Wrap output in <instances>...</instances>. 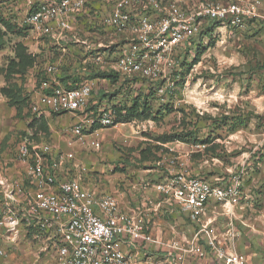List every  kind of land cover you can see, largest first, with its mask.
<instances>
[{
  "label": "built area",
  "instance_id": "2783aa9c",
  "mask_svg": "<svg viewBox=\"0 0 264 264\" xmlns=\"http://www.w3.org/2000/svg\"><path fill=\"white\" fill-rule=\"evenodd\" d=\"M98 1H102L105 9L100 18L93 4ZM20 2V8L13 10L22 11L24 33L30 32L35 39L48 37L73 45L82 68L77 75L83 79L75 89H66L56 79L42 81L39 86L35 81L29 87L30 114L36 118H47L52 113L71 115L75 119L69 131L72 140L67 141L68 150L57 161L53 158L59 149L54 145L25 141L18 146L17 163L24 167V178L15 180L0 174V239L16 243L33 227V239L43 243L40 251L45 252L50 243L56 264H138L140 247L148 252V247L154 244L167 255L169 264H183L189 256L201 260L208 252L216 264H247L243 255L223 247L210 234L207 224H200L210 202L230 215L241 195V170L223 184L192 177L184 169L167 172L154 185L144 184V189L152 188L162 198L160 202L176 204L190 223L200 224L186 242L180 239L159 242L149 232L143 205L123 208L115 196L95 194L83 185L81 172L86 168L77 165L75 148L86 145L99 150V131L123 125L114 122V104L108 99L94 101V80L85 79L90 73L112 72L119 79L168 81L173 76L179 51L190 47L192 39L201 36L210 22L219 23L213 33L241 26L246 19L254 22L261 1H198L193 5L171 0ZM56 72V65L44 67L46 75ZM167 90L173 91L172 84L154 91L161 96ZM46 162L50 165L46 166ZM164 162L169 167L181 168L173 156L161 159L157 165ZM64 163L77 168L78 176L59 180L57 170ZM151 208L163 214L172 211L160 205ZM231 231L232 227L226 237L233 236ZM201 239L204 246L199 245Z\"/></svg>",
  "mask_w": 264,
  "mask_h": 264
},
{
  "label": "rangeland",
  "instance_id": "374dc122",
  "mask_svg": "<svg viewBox=\"0 0 264 264\" xmlns=\"http://www.w3.org/2000/svg\"><path fill=\"white\" fill-rule=\"evenodd\" d=\"M15 1L20 4V0ZM198 1L217 2L179 0L181 4L191 5ZM11 3L12 0H0V21L14 18L16 25L11 30L7 29L4 46L0 50V174L18 180L16 175L21 168L17 163L18 146L25 141L54 145L59 149L57 157L53 158L57 161L68 150L66 143L72 140L69 131L75 119L69 114L54 113L47 117L46 123L35 121L30 125L34 117L23 101V96L29 95L30 70L24 78L9 70V65L17 60V44L31 40L22 33L26 30L22 23V11L11 12ZM93 4L100 18L105 10L104 4L102 1ZM252 22V19H246L241 26L225 27L211 36L198 35L192 39L190 47L179 51L173 76L168 81L124 78L119 79L116 85L97 82V89L93 88L100 92L94 95V101L108 99L110 104L121 107H130L134 101L139 105L145 101L152 107L150 115L153 118L143 114L127 123L130 125L101 129L99 150L86 145L75 148L76 161L89 170H99L96 172L99 177L91 182L93 185L125 192L127 200L134 198L133 195L138 196L141 192L135 191L134 186L142 188L146 183L151 186L154 183L151 179L153 172L165 171L168 165L164 162L158 166L156 160L176 155L168 150L167 145H181L183 150L189 151L191 168L198 171L205 169L209 171L207 176H221L223 173L230 177L245 168V163L250 161L237 160L233 154L261 151L260 144L264 147V20L260 22L262 26L257 25L254 29L250 28ZM198 45L205 50L193 64ZM46 65H52L48 57L45 61L38 58L37 67ZM56 66L60 71L64 65ZM68 70L65 67V72ZM170 84L173 91L156 95L154 90L167 88ZM3 88L5 93L1 92ZM237 131L239 145L235 149L231 136ZM172 137L178 140L170 141ZM200 141H206V144ZM238 162L239 167L236 166ZM251 162L256 164L257 161ZM45 165L50 164L46 162ZM110 167L112 170H109ZM57 173L62 180L70 178L74 169L71 164L64 163ZM22 183L29 187L25 180ZM85 186L92 188L91 184ZM148 197L157 201L152 192ZM169 214L152 212L147 214V219H150L149 224L154 229L167 233L173 231L181 239L182 234L188 237L193 233V226L181 211ZM42 245L40 240L33 239L30 231L23 233L16 243L0 239V264H56L51 244L47 243L45 252L40 251Z\"/></svg>",
  "mask_w": 264,
  "mask_h": 264
},
{
  "label": "crops",
  "instance_id": "0c3cea01",
  "mask_svg": "<svg viewBox=\"0 0 264 264\" xmlns=\"http://www.w3.org/2000/svg\"><path fill=\"white\" fill-rule=\"evenodd\" d=\"M12 1H13V3H11L12 9L13 7L14 9L20 8V5H17L15 0ZM171 1L179 2V0H171ZM260 1L261 3L257 11L258 18L257 20L251 23L250 28L252 29L256 28L257 25L259 27L262 26L260 22L264 20V0H260ZM24 37L26 39L29 38L31 40L28 42L24 41L23 43L27 47L28 53L36 56L37 60L38 58H42L45 61V59L48 57L49 63L56 64L59 66L64 65L63 67H60V71L56 72L55 74L46 75L45 73H43V75L39 77L41 78L45 77L48 78L49 80L56 79L58 82H60L59 78L68 77V76L74 77L75 74L81 73L82 70L81 65L79 64V62H77V58L74 54L75 47L70 43H68L66 40L54 42L48 37H40L38 39H35L30 32L27 34L25 33ZM48 48H50V51H48ZM65 67L69 69L66 72H65ZM38 68L35 65V68L30 70L29 73H31L30 76L32 77H31V81L28 84V88L34 85V82L37 79L36 70H38ZM41 69L44 70V67ZM93 82H94V88L96 87L97 82L107 83V81L105 80H94ZM95 89L93 90V97L94 95H98L100 92ZM125 125L126 124L119 125V127ZM108 132L109 129L106 130V133ZM236 133L238 134L239 132L237 131L233 133L231 136V138L233 139L232 145L233 148L235 149H237L239 145V137ZM105 137H102V139H104ZM260 145L262 148L261 151L248 152V153L243 152L241 154L235 152L233 154L236 156L235 159L237 160H241V161L246 160L250 162L245 163V168L241 169L242 172L241 195L239 202L236 205H234L232 209H230V215L227 214L220 205L214 202H210L206 207L205 216L200 220V224L203 223L207 224V229L210 232V234L218 242H220L223 247H225L229 251H234L240 255H243L246 259L247 264H264V147L262 144ZM180 146L181 145L179 146L167 145V148L168 150L176 154V155L170 154V156H173L178 160V164L181 165V168L180 166L179 167L167 166V170L165 168V171L155 170L151 178L152 180H154V183L152 185L160 182L163 179V177L166 176L167 172L169 171L171 172V170L178 171L181 169H184L187 172H189V174L192 177L201 178L211 183L219 182L223 184V183H227L230 180L231 176L229 177L223 173H221V176L219 175L207 176L209 171H204L205 169L204 170L199 169V171L198 169L195 168L192 169L191 166L189 165V158H188L190 152L183 150L182 147ZM162 159L165 158L163 157ZM253 160L257 161L256 164H253L251 162ZM158 161H161V159L160 160L158 159ZM238 164L240 163L238 162L236 166ZM243 164H241V166H243ZM77 165H81V164L77 161ZM81 166L85 167L84 165ZM239 166L240 165H238V167ZM73 169H74V174L71 177L78 176L80 171L77 168H73ZM109 170H112V168L110 167ZM96 172H99V170L97 169L89 170L87 168L85 172H81L83 185L91 184L92 185L91 189L94 191L95 194L115 195L119 204L123 208L135 209L143 205L145 209L144 211H146V214L148 215L149 213L152 212L157 213L153 211V208L151 207L152 206L156 207L158 205L172 210L169 212L170 213L169 215L180 211V210L179 211L176 210L178 209V207L174 203L171 205H167L160 202L162 198L152 188L144 189L143 187L141 188L140 186L138 187L134 186L136 187L135 191L137 189L141 192V194L138 195L141 199H139L137 195H133L134 198L127 200L126 198L127 196L125 195V192L117 191L113 187H109L110 189H105L107 187L102 189L99 185H93L91 182L95 180V177H99V175ZM84 173H86L87 176L86 174L84 175ZM13 174H15V172H13ZM23 174H24V167L21 166V168L18 170L16 178L18 177L19 178L18 180L24 178ZM223 175H225L226 178ZM146 184L149 185L148 183ZM150 192L153 193L157 201L155 200L151 201V199L148 197L150 195ZM184 217L186 218L185 215ZM149 222L150 219H148V224ZM188 223L191 224V226H193L191 229H193L194 231L188 237L185 234H182L183 239L178 238V233H175L173 231L170 233L162 232L161 230H159V228L154 229L153 225L151 224H149V232L151 236L156 241L159 242H169L172 239H180L186 242L187 240L191 239L193 234L200 228V224L190 223L189 221ZM230 227H232L231 233L233 236L226 237V233ZM202 238L205 239V237ZM199 245L204 246V241L202 239L199 241ZM148 249L149 251L146 252L145 247L142 246L140 247L141 252L138 258V264H169L167 255L161 252V249L158 245L155 244L151 245L148 247ZM183 264H216V262L213 256L208 252L206 257L201 260H197L195 257L192 256L185 257Z\"/></svg>",
  "mask_w": 264,
  "mask_h": 264
},
{
  "label": "trees",
  "instance_id": "16d2710c",
  "mask_svg": "<svg viewBox=\"0 0 264 264\" xmlns=\"http://www.w3.org/2000/svg\"><path fill=\"white\" fill-rule=\"evenodd\" d=\"M12 11H14V10L11 8V12ZM217 26H219L218 22H210L205 27V29L201 35L211 36L213 31L215 30V28ZM12 27L13 28L16 27V25L14 23V18H8L5 20V22L0 21V50H2V48L4 46V37H5L7 29L11 30ZM22 33L25 35L24 31ZM17 45H18V47H17V50L15 52V58L17 60L15 62L10 63L9 70L13 71L16 74H20V76L26 78L28 71L35 67V65L37 63V59H36V56L28 53V49L24 45L23 42L19 43ZM204 50H205V48H200V46L198 48H196V54H195V57L193 58V61H192L193 64H195L199 60V57H200V55L203 54ZM41 70H42L41 68L40 69L38 68V70H36L37 71V73H36V76H37L36 84H37V86H39V84L42 81L48 80V78L39 77V76L43 75V73H44V70H42L43 72ZM82 79H83L82 76H78L77 74H75L74 77L68 76V77L59 78V81L61 84H63V86L66 89H75ZM85 79L90 80V81H92V80H105L108 83H110L111 85H116L119 82V76L115 73H112V72H108V73L107 72H99V71L92 72L87 77H85ZM1 92L5 93V89L4 88L1 89ZM27 94H29V93L27 92ZM151 96H153V95L151 94ZM28 99H29V95L25 94L23 96V101H24V104L26 106H28ZM137 103L138 102L134 101V103L130 107L129 106L121 107L120 105H117V106L113 105L112 109L115 112V121L114 122L116 124H127V123H130L132 120L139 118L143 114L148 115L147 117H149V116L152 117L150 115V114H152L150 111V108H152L150 103L148 104L145 101L143 103H140V105ZM52 114H54V113H52ZM61 114H63V113H61ZM151 120H153V119H151ZM35 121H43L44 123H46L47 118H44V117L36 118V117H34V120L30 123V125L33 124V122H35ZM178 137H179V135H178ZM183 137L184 136H182V138ZM173 140L177 141L178 139L176 137H172V139L170 141H173ZM164 142H167V141H164ZM200 143L206 144V141H200ZM157 161H158V159L156 160V162ZM119 171H120V169H119ZM27 231H28V233H29V231L34 233L35 229L33 227H30L27 229Z\"/></svg>",
  "mask_w": 264,
  "mask_h": 264
}]
</instances>
